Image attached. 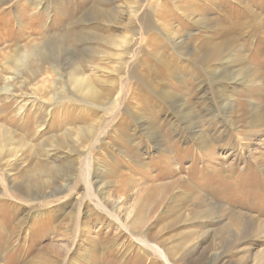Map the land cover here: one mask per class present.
<instances>
[{"label": "rangeland", "instance_id": "1", "mask_svg": "<svg viewBox=\"0 0 264 264\" xmlns=\"http://www.w3.org/2000/svg\"><path fill=\"white\" fill-rule=\"evenodd\" d=\"M0 146V264H264V0H0Z\"/></svg>", "mask_w": 264, "mask_h": 264}, {"label": "bare ground", "instance_id": "2", "mask_svg": "<svg viewBox=\"0 0 264 264\" xmlns=\"http://www.w3.org/2000/svg\"><path fill=\"white\" fill-rule=\"evenodd\" d=\"M8 79V78H7ZM6 81V80H5ZM74 81L77 83V84H82L84 81H83V79L82 78H76V79H74ZM7 83V82H6ZM7 85V84H6ZM6 85H4L5 87H7ZM92 89V88H91ZM90 89V90H91ZM6 138H8V137H6ZM7 140V139H6ZM4 145V144H3ZM3 145H1V146H3ZM1 146H0V149H1ZM1 151V150H0ZM9 162V161H8ZM8 178V177H7ZM116 208V207H115ZM147 221V217H146V215L145 214H141V216H140V218L137 220V225H142V224H144L145 222ZM136 225V226H137ZM234 231V230H233ZM234 232H237V231H234ZM233 232V233H234ZM238 234V233H237ZM242 238V237H241ZM241 238H239V239H241ZM245 241V240H244ZM146 243V245H147V247L148 248H150L151 249V251L153 252H155V253H158L161 257H163L164 259H165V261H166V263L167 264H173L172 262V260H171V258L169 259L168 257H166V255H165V252L163 251V249L161 248V246L160 245H158V244H155V243H152V244H148V242L147 241H145ZM247 242H249V241H246V242H241V243H239L238 244V246H243V245H245ZM149 249V250H150ZM225 256V255H224ZM219 256L217 255V254H214L213 255V258H214V260H216L217 258H218ZM171 260V261H169V260ZM218 261H220V260H218Z\"/></svg>", "mask_w": 264, "mask_h": 264}]
</instances>
